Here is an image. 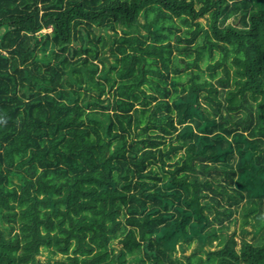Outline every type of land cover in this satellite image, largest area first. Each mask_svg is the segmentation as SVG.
I'll return each instance as SVG.
<instances>
[{"label": "trees", "instance_id": "obj_1", "mask_svg": "<svg viewBox=\"0 0 264 264\" xmlns=\"http://www.w3.org/2000/svg\"><path fill=\"white\" fill-rule=\"evenodd\" d=\"M0 264H264V0H0Z\"/></svg>", "mask_w": 264, "mask_h": 264}, {"label": "rangeland", "instance_id": "obj_2", "mask_svg": "<svg viewBox=\"0 0 264 264\" xmlns=\"http://www.w3.org/2000/svg\"><path fill=\"white\" fill-rule=\"evenodd\" d=\"M201 22H203V21H201ZM43 33H49L50 32V30H46V31H42ZM233 228H231V230H232ZM189 252H190V249L189 250H187V252H186V254H189Z\"/></svg>", "mask_w": 264, "mask_h": 264}]
</instances>
